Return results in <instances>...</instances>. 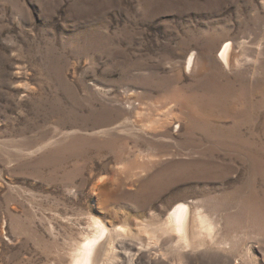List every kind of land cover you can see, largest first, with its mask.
I'll use <instances>...</instances> for the list:
<instances>
[{
  "label": "rangeland",
  "instance_id": "rangeland-1",
  "mask_svg": "<svg viewBox=\"0 0 264 264\" xmlns=\"http://www.w3.org/2000/svg\"><path fill=\"white\" fill-rule=\"evenodd\" d=\"M98 222L95 264H264V0H0V264Z\"/></svg>",
  "mask_w": 264,
  "mask_h": 264
},
{
  "label": "bare ground",
  "instance_id": "bare-ground-1",
  "mask_svg": "<svg viewBox=\"0 0 264 264\" xmlns=\"http://www.w3.org/2000/svg\"><path fill=\"white\" fill-rule=\"evenodd\" d=\"M222 46L221 58L225 62V65H228L230 44H224ZM187 216L188 208L185 205H178L170 212L168 216L169 225H171V228H173L172 231H174V233L176 232L182 241L187 239ZM96 227H98L100 230V236L90 239L88 238L86 240V242L79 249V254L73 259V264H95V256L100 249L99 242L102 241L100 239L107 232L106 228L101 226L99 222L96 223Z\"/></svg>",
  "mask_w": 264,
  "mask_h": 264
}]
</instances>
